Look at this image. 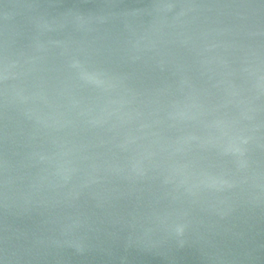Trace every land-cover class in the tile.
I'll use <instances>...</instances> for the list:
<instances>
[{
  "label": "water",
  "instance_id": "obj_1",
  "mask_svg": "<svg viewBox=\"0 0 264 264\" xmlns=\"http://www.w3.org/2000/svg\"><path fill=\"white\" fill-rule=\"evenodd\" d=\"M0 264H264V0H0Z\"/></svg>",
  "mask_w": 264,
  "mask_h": 264
}]
</instances>
